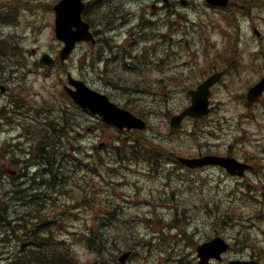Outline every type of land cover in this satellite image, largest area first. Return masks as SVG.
I'll list each match as a JSON object with an SVG mask.
<instances>
[{"label":"rangeland","instance_id":"rangeland-1","mask_svg":"<svg viewBox=\"0 0 264 264\" xmlns=\"http://www.w3.org/2000/svg\"><path fill=\"white\" fill-rule=\"evenodd\" d=\"M2 1L8 4L15 3V9L11 8L6 17L0 14V38L2 39L0 40V57L2 56L0 69L5 73H3L5 81L1 83L6 88L2 90L0 87V192L10 190L14 181L21 180L18 179L19 167L9 165L10 162L12 163L10 158L16 160V154L21 152L20 148L17 149L13 144L18 145L17 147L19 143L28 146L29 143L26 145L25 141L31 142V136H37L33 132L38 133L46 126L49 128L51 125L62 126L68 120L72 122L69 124H76L75 126L78 127L76 136L78 143L74 142L73 146L79 145L92 154L98 151L105 163L100 165L99 161L95 162L91 173H85L81 165L85 166L83 163L86 164V160L80 153L79 161H77L79 165H70V163V166L64 165L63 173H61L64 187H86L96 183L99 187L98 196L101 197L104 194L103 184L105 183L102 177L105 174L109 178L107 191L113 194L111 197L127 219L122 232L126 233L128 229L134 232L133 236L138 237L136 242L139 246L134 250L139 254L130 257L126 264H198L194 242L199 244L216 234L226 237L231 243V248L225 253L222 262L214 261L212 264H227L229 259L253 257V249L246 244L253 246L259 255V251L264 252L262 248L264 245V95L259 103L251 108H247L241 99L242 94L247 91L246 84L253 83L260 77L254 66L248 65L241 71L242 84L233 81L230 85L231 90H225L222 87L212 90L211 102L215 110L212 116L205 120L208 125H205L204 121L186 119L180 126L181 129L173 132L168 126L170 123L168 116L178 112V108L185 105V97L178 91L172 93L165 89H158L156 86L161 77L173 71L170 68L171 59L166 58L156 62L162 66L156 67L155 63L149 75L141 70L138 74L120 73L119 62L105 61L106 58L117 53L106 50L116 45L120 47L125 45L126 48L133 50L134 54L142 53L143 60L146 53L150 55L151 49V40L146 35L152 34L156 27L154 29L146 27L145 37L135 38L134 33L138 28L136 22L140 21L137 16L131 17L126 11V15L116 20L113 25L96 27L99 30L102 29L103 38L110 40L109 45L104 46L105 39L93 47L87 42H80L64 63L65 69L58 66L46 69L37 63L39 56L43 52L58 56L63 46V43L56 39L54 31L53 6L58 0ZM104 1L111 4V0H102ZM89 2L93 1L89 0ZM121 2L119 0V3ZM209 12L213 15V19L220 15L218 10H209ZM202 13L204 16L207 15L204 10ZM156 17L161 18L162 15L154 18ZM191 17L198 21L196 9L189 10L187 18ZM252 17L248 14L239 16L241 34H244L247 39L237 44L246 55L253 50L254 55L250 57L261 59L260 54L264 51V8L257 7L252 10ZM255 25L262 31V39L255 36L253 32ZM158 27L164 28L163 23L160 22ZM192 30L190 26L187 34L194 38L188 43L192 46V50L199 52L198 60H201V53L205 49ZM119 33L123 35L119 37ZM131 34L132 38L129 37ZM112 36L116 39H111ZM4 39L6 40L3 41ZM221 39L220 34L214 32L211 37L212 41L215 40L213 46L219 43L222 45ZM183 40L186 41L187 38L183 37ZM259 44V49H256ZM99 50H102L101 53L98 52ZM175 50L181 56L178 59L191 58L186 48L178 46ZM124 51L122 48L119 56H122ZM86 56L91 57L90 63L87 61L82 63ZM250 57L245 62L250 61ZM98 59L104 60V66L98 63ZM93 60H95L94 66L91 64ZM204 61L203 59V66H205ZM101 68L105 70L103 74H101ZM68 71L84 79L92 88L106 93L117 104L125 105L128 102L141 109L142 114L146 112V116L151 118L149 119L151 126L141 131L142 134L145 136L156 134L168 138V140L159 141L160 152L165 146L172 149L174 144L181 145L191 152L196 147L201 151L223 152L229 147L239 151L244 146L248 152L257 156L258 160L255 164L257 170L249 173L245 179H239L240 177L228 175L220 167L193 171L184 167H175L174 162L172 164L166 162L164 166L160 162H154V167L150 168L148 162L146 165L138 161L131 164L123 156L118 157L115 170L114 166L106 164L113 159L110 153L113 140L119 136H136L137 134L133 131L120 133L113 127L105 126L98 116L76 110L66 96L60 93ZM228 77L230 79L231 76ZM141 78L145 80L141 81ZM132 88L149 89L158 91L159 94L147 95L132 91L128 93L127 90ZM166 92L170 96H166ZM162 102L164 111L160 110ZM62 109L66 110L68 117L61 115ZM48 120L52 123H46ZM79 123L83 126L79 127ZM199 129H202V132ZM196 131L198 132L195 134ZM18 134L23 136V140L18 137ZM14 135L17 136L16 139ZM257 144L258 146H255ZM94 147L98 150L93 149ZM71 157L72 154L68 153V161L74 163ZM25 158H29L28 155ZM28 164L27 171L30 174L38 170L34 160H30ZM14 169L17 170L13 174L11 172ZM74 176L79 179L74 180ZM1 178H4V182ZM52 187L49 185L46 188ZM233 193L243 197L233 200L240 208L242 218L228 215L217 220L213 212L211 214L207 212L209 208H222L224 212L225 204L230 201L227 197ZM16 199L20 201L21 198ZM36 199L26 201L31 203L29 208L40 209L45 203L44 198ZM27 203L25 207L28 206ZM20 205L22 206V203ZM86 213L85 215L89 217L86 218L90 220V223H94L96 218L94 211ZM177 213L181 217L185 216L184 224L180 218L172 221ZM108 226L106 224V227ZM83 229H86L84 220L69 222L68 227L64 225L58 227L55 233H60L55 237L69 242L82 257L81 259L87 261L86 258L92 257L93 254L71 233L72 231L80 232ZM184 229L189 235H183ZM68 232L71 235H68ZM245 234H249L256 244L244 242ZM257 240L260 241L257 242ZM0 264L3 262L0 261ZM262 264H264V258H262Z\"/></svg>","mask_w":264,"mask_h":264},{"label":"trees","instance_id":"trees-1","mask_svg":"<svg viewBox=\"0 0 264 264\" xmlns=\"http://www.w3.org/2000/svg\"><path fill=\"white\" fill-rule=\"evenodd\" d=\"M244 1L246 4H252L257 0ZM131 108H134V110L139 114L141 113V110L136 109L134 105H132ZM48 130L49 127H45V129H42L38 132V157L40 160H43L42 165H46L44 166L46 167V172L45 170L43 171V169H40L37 174L43 176L44 178L49 177L48 180L45 179V181H48L45 183L52 185L55 192L57 193L61 185V176H59V172L61 171L63 165V157L66 155L65 147L67 144L65 143L64 134L62 133V127L57 128V126L55 125V142L53 143V150L51 151V142L50 138L48 137ZM62 138L64 139L62 140ZM138 139L139 141L134 140L133 143L127 142L126 140L122 141L118 146H115L116 153H122L126 156L132 155L133 157L142 160H155L156 155H154L152 149H158L157 142L159 141V139H150L148 137H139ZM180 152H183V150H180ZM50 160L51 162L47 164L46 161ZM51 167H54V171L50 174L47 170L51 171ZM50 175L52 176L50 177ZM94 186L95 184H91L89 190ZM89 190H85V192H75L76 189L73 186L68 188L67 190H62V195H65L64 198H71L72 212L73 208L76 205L83 204L86 207L92 208L100 206L101 210L104 211V217H115V204L109 200H104L102 202L96 201L94 196L88 194L91 191ZM37 191L38 190L35 186L30 185V187L14 186L8 191L7 198L4 197L2 193H0V198H2V200H0V228H4L5 234L13 231V236L15 237V239H21L19 233H22V240L23 242H25L21 248H19L18 245L12 250L5 252V254H8L7 259L10 261L8 264H118V255L122 252L123 249L126 248V246H129V244H125L124 241H121L119 243L112 242L111 245L108 246L110 237L104 232L100 231L98 228H90L88 234L85 237L88 243V247H90L91 250L96 254L94 261L89 260L87 262H83L73 252L72 249H68L64 254V252L59 253L54 249L52 251L47 249L46 247L44 248L36 246V243H38V234L40 231V229H37L39 228L38 223L41 224L42 221L48 220L47 216H44L46 217L44 220H40L36 223V212H39V210L29 208L31 206V203L26 202L35 201L37 200L35 198L44 196L40 192L37 193ZM9 192H11L10 195ZM13 193L18 194L15 198H21L20 201L17 200V203L14 201L15 206H13L10 203L11 200L8 199L13 198L11 196ZM45 196H47L46 198H48V194H45ZM55 198L61 197L58 196ZM20 202L24 206L25 203H27L28 206L23 207L20 205ZM18 205H20L21 208H19Z\"/></svg>","mask_w":264,"mask_h":264},{"label":"water","instance_id":"water-1","mask_svg":"<svg viewBox=\"0 0 264 264\" xmlns=\"http://www.w3.org/2000/svg\"><path fill=\"white\" fill-rule=\"evenodd\" d=\"M215 4L226 5L228 0H210ZM84 4L82 0H61L55 6L57 11L56 19V29L57 35L59 38L63 39L66 42V46L61 51V58L65 59L73 45L77 40L80 39H93L92 34L89 32L88 23L84 22L81 19V10ZM72 26H76L77 30H73ZM41 61L46 64L54 62V59L48 54H44L41 58ZM214 79L211 78L209 81L204 83L197 91H192V104L186 108L183 113L179 116H175L172 119L174 125L180 123L181 118L190 114L192 116H201L202 114L208 111L207 108V93L208 87L214 82ZM69 82L76 86V90L71 87H67V90L72 94L77 102L82 104L84 107H88L94 113H100L103 115V118L110 122L117 124L120 127L123 126H136L143 127L145 125L144 121L136 116H134L129 111L121 109L109 101L108 97L98 91H95L88 87L83 81L77 80L69 75ZM264 90V77L260 82L253 86L249 90V99H256ZM184 162L191 166L200 164L201 162L198 159H182ZM208 162H221L213 159H209ZM237 163V162H235ZM239 164V163H237ZM227 247L226 244L220 239L216 238L210 242H207L199 247V254L202 257L201 263L208 264V258L211 255H218ZM127 256L125 254L124 258ZM229 264H254V261H241L233 260Z\"/></svg>","mask_w":264,"mask_h":264},{"label":"bare ground","instance_id":"bare-ground-1","mask_svg":"<svg viewBox=\"0 0 264 264\" xmlns=\"http://www.w3.org/2000/svg\"><path fill=\"white\" fill-rule=\"evenodd\" d=\"M130 64H131V58H129V57L125 58L119 64V69L123 70V68L128 67ZM142 115L144 117H146L147 119H151L150 116H146V113L142 114ZM38 145H39V143H37V144H35L33 146V149L35 151H37V152H38ZM50 147H51L50 150L52 151L53 150V144L52 143H51ZM65 148H68V145H66ZM51 151H50V153H51ZM46 162H47V164H49L51 162V160L50 161H46ZM21 180L27 182L31 186H35L37 188V190H38L37 193L40 192L42 195H44L43 198L47 197V196H45V194H47L49 192V189L46 188L48 186L45 183L46 181H45V178L43 176H40L37 173H32V174L24 173V174L21 175ZM12 224H13V222H12ZM38 229H40L39 233H41L44 230V228L41 227V226H39ZM21 241H22L21 239L13 238V239L1 242V244H0V247H1L0 261H2L3 264H8L10 261L7 259V255L3 254L2 252L12 250L16 246H18L21 243ZM36 246L45 248V246L43 244H41V243H36Z\"/></svg>","mask_w":264,"mask_h":264},{"label":"flooded vegetation","instance_id":"flooded-vegetation-1","mask_svg":"<svg viewBox=\"0 0 264 264\" xmlns=\"http://www.w3.org/2000/svg\"><path fill=\"white\" fill-rule=\"evenodd\" d=\"M159 1H163V4H160V6L155 5L154 2H159ZM197 1H201L203 5L206 4L204 0H188V2H186V0H153L151 3V7L154 8L155 10L158 9L159 7H163L165 11L167 10L168 12H175L177 15H179L181 14V10L179 6L182 3L187 5L186 9H189L192 8L193 6L195 7L197 5ZM128 5H130V7H132L133 5H137L146 9V0H132V2L129 3ZM218 71H222V76L220 78V81L217 83L218 86L222 88H227L229 83L225 78L226 73H224L223 70H218ZM209 74H206L203 77L199 76L200 77L199 80L203 81ZM197 85L198 83L194 84L193 86L196 87ZM14 163L15 165L20 166V162L18 160H14ZM9 165H13V164L10 162Z\"/></svg>","mask_w":264,"mask_h":264}]
</instances>
